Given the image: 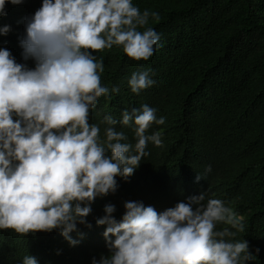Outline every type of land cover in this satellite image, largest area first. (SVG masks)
Wrapping results in <instances>:
<instances>
[{"label":"clouds","instance_id":"clouds-1","mask_svg":"<svg viewBox=\"0 0 264 264\" xmlns=\"http://www.w3.org/2000/svg\"><path fill=\"white\" fill-rule=\"evenodd\" d=\"M23 2L0 0V17L7 15L6 4ZM150 18L159 15L141 12L132 0H42L24 17L19 39L23 60L33 66L0 47V229L33 236L56 231L78 245L70 234L78 225L91 229L87 217L95 200L116 193L117 178L134 174L149 143L163 146L162 130H148L165 124V117L148 104L124 109L119 120L106 115L89 122L99 98L120 91L101 82L103 57L94 51L117 46L133 60L147 61L161 46ZM10 30L4 25L0 35ZM152 75L143 66L133 72L131 92L152 87ZM211 171L205 166V174ZM123 209L118 220L116 206L106 203L104 214L94 217L96 226H104L107 254L91 264H247L253 258L248 242L234 239L245 229L243 217L207 190L159 212L131 200ZM22 264L38 260L29 254Z\"/></svg>","mask_w":264,"mask_h":264},{"label":"trees","instance_id":"trees-1","mask_svg":"<svg viewBox=\"0 0 264 264\" xmlns=\"http://www.w3.org/2000/svg\"><path fill=\"white\" fill-rule=\"evenodd\" d=\"M41 3H8L7 15L0 17V27L11 29L0 35V47L29 67L33 62L23 60L19 39L24 17ZM132 3L141 12L158 13L148 26L160 34L161 46L147 61L133 60L117 46L94 51L103 57L101 82L120 91L100 97L89 122L100 123L106 115L119 120L124 109L148 104L165 117V124L148 130H162L163 146L149 143V155L134 174L127 181L117 178L116 193L95 200L87 217L91 229L78 225L70 234L78 245L70 246L56 231L33 236L0 229V264H22L29 254L38 264H91L93 257L107 254L104 226L94 219L104 214L106 203L116 206L119 220L124 201H142L159 212L204 190L243 217L245 229L234 239L248 242L253 258L247 264H264V0ZM142 66L152 70L155 84L135 94L127 81ZM123 130L134 143L131 129ZM207 165L212 171L205 174ZM196 174L203 179L196 182Z\"/></svg>","mask_w":264,"mask_h":264}]
</instances>
